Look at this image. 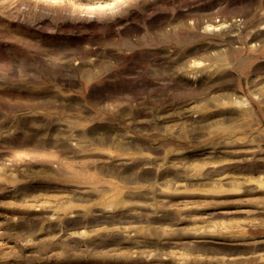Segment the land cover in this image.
Returning a JSON list of instances; mask_svg holds the SVG:
<instances>
[{
    "label": "rangeland",
    "instance_id": "rangeland-1",
    "mask_svg": "<svg viewBox=\"0 0 264 264\" xmlns=\"http://www.w3.org/2000/svg\"><path fill=\"white\" fill-rule=\"evenodd\" d=\"M0 264H264V0H0Z\"/></svg>",
    "mask_w": 264,
    "mask_h": 264
}]
</instances>
